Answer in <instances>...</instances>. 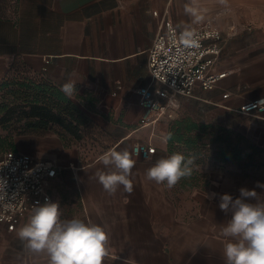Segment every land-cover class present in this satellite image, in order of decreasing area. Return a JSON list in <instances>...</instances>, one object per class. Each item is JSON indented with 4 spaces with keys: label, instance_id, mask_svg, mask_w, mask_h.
<instances>
[{
    "label": "crops",
    "instance_id": "obj_1",
    "mask_svg": "<svg viewBox=\"0 0 264 264\" xmlns=\"http://www.w3.org/2000/svg\"><path fill=\"white\" fill-rule=\"evenodd\" d=\"M165 17L182 29L216 24L224 38L216 68L227 75L214 89L196 85L192 96L181 95L174 117L141 126L138 90L154 94L159 87L149 48ZM17 70L60 88L74 81L82 109L104 136L103 151L90 159L61 141L54 157H39L58 166L49 191L61 219L109 230L104 264H223L220 228L230 217L220 211L218 197L209 196L236 197L241 187L264 184V167L199 157L192 175L172 188L147 180L145 172L172 153L191 155L186 142L169 141L176 132L166 121L192 103L207 105L220 120H245L231 126L264 148V114L238 111L264 99V0H0V81ZM146 141L157 147L150 160L133 152ZM113 149L127 150L136 162L131 193L121 186L110 195L95 177L97 170H110L100 157ZM31 213L12 231L0 222V264H48L46 253L31 252L17 236Z\"/></svg>",
    "mask_w": 264,
    "mask_h": 264
},
{
    "label": "clouds",
    "instance_id": "obj_2",
    "mask_svg": "<svg viewBox=\"0 0 264 264\" xmlns=\"http://www.w3.org/2000/svg\"><path fill=\"white\" fill-rule=\"evenodd\" d=\"M60 90L71 98L77 89L75 82L69 80ZM194 160L192 156L172 153L147 168L145 177L172 188L192 175ZM100 162L110 169L95 173L107 193L114 195L121 186L125 192L133 191L131 176L136 162L127 150H110L100 157ZM238 193L236 197L229 193L209 196L218 197L220 211L230 217L220 228L223 264H264V184L256 182L251 189L241 187ZM61 215L58 201L46 198L44 203L38 202L19 228L18 238L31 252L46 253L48 264H104L110 252L107 227L78 218L62 220Z\"/></svg>",
    "mask_w": 264,
    "mask_h": 264
},
{
    "label": "built area",
    "instance_id": "obj_3",
    "mask_svg": "<svg viewBox=\"0 0 264 264\" xmlns=\"http://www.w3.org/2000/svg\"><path fill=\"white\" fill-rule=\"evenodd\" d=\"M223 40L221 30L212 21L182 29L164 18L149 48V70L159 87L154 94H150L148 87L138 90L144 108L141 126L154 125L163 116L174 117L180 107L179 97L192 96L196 85L205 90L218 85L227 75V71L216 68ZM238 111L262 116L264 99L250 100ZM156 150L150 141L133 147L134 154L143 160L152 159ZM57 171L53 160L39 159L19 150L3 153L0 156V222L15 230L38 202L42 204L46 198L53 201L49 182Z\"/></svg>",
    "mask_w": 264,
    "mask_h": 264
},
{
    "label": "rangeland",
    "instance_id": "obj_4",
    "mask_svg": "<svg viewBox=\"0 0 264 264\" xmlns=\"http://www.w3.org/2000/svg\"><path fill=\"white\" fill-rule=\"evenodd\" d=\"M12 79L18 80V77H10ZM11 88L0 89V142L13 143L19 151L36 158L54 157L61 149L60 141L65 148L81 151L86 159L103 151L104 136L82 109L80 97L75 96L82 94L79 90L71 98L65 96L72 101L70 104L56 96H11ZM243 121L220 120L207 105L192 103L180 111L176 120L166 122L172 132H176L177 122L184 126L197 125L192 136L200 134L198 142L210 144L201 153L192 151L190 156L211 158L218 146L217 135L229 131L231 139L235 140L237 133H243L231 124L241 125ZM4 151L0 150V156Z\"/></svg>",
    "mask_w": 264,
    "mask_h": 264
},
{
    "label": "trees",
    "instance_id": "obj_5",
    "mask_svg": "<svg viewBox=\"0 0 264 264\" xmlns=\"http://www.w3.org/2000/svg\"><path fill=\"white\" fill-rule=\"evenodd\" d=\"M18 77V80L10 77ZM12 86L10 90L11 96H56L57 98L68 101L72 104L65 94L61 92L60 87L54 85L51 81L41 77H33L26 75L21 71H15L9 74L6 78L0 81V89ZM40 120L38 121V123ZM176 133L171 134L169 141L186 142L188 146L192 147V151L201 153L204 148L209 147L210 143L202 144L198 142L199 135L192 136V131L198 126L191 124L184 126L181 122L175 124ZM190 132L188 136L187 133ZM231 133L225 130L216 137L217 148L213 157L220 161L234 160L243 163L245 167L249 165H256L257 167H264V148L253 143L246 135L237 133L235 140L231 139ZM0 150H18L13 143L0 142ZM208 150V149H206Z\"/></svg>",
    "mask_w": 264,
    "mask_h": 264
}]
</instances>
